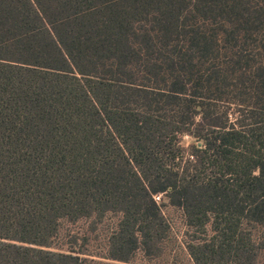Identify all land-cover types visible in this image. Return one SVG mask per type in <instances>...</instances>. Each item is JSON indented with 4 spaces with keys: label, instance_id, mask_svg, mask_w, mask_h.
Masks as SVG:
<instances>
[{
    "label": "trees",
    "instance_id": "1",
    "mask_svg": "<svg viewBox=\"0 0 264 264\" xmlns=\"http://www.w3.org/2000/svg\"><path fill=\"white\" fill-rule=\"evenodd\" d=\"M166 205L264 264V0H0V264H87L60 221L110 213L102 259L161 258Z\"/></svg>",
    "mask_w": 264,
    "mask_h": 264
},
{
    "label": "rangeland",
    "instance_id": "2",
    "mask_svg": "<svg viewBox=\"0 0 264 264\" xmlns=\"http://www.w3.org/2000/svg\"><path fill=\"white\" fill-rule=\"evenodd\" d=\"M222 107L229 109L228 106ZM184 141L186 145H189L193 140L186 136ZM163 211L171 228L166 254L158 259H149L142 251H138L130 264H194L187 247L191 243L206 239L207 236L199 234L187 225L181 209L166 205L163 207ZM119 218V214L110 213L102 221L82 219L72 223L61 220L59 235L53 241L52 247L59 251H65L69 246H72L77 251L87 253L92 259L87 264H121L101 258L106 253L107 238L114 231Z\"/></svg>",
    "mask_w": 264,
    "mask_h": 264
},
{
    "label": "built area",
    "instance_id": "3",
    "mask_svg": "<svg viewBox=\"0 0 264 264\" xmlns=\"http://www.w3.org/2000/svg\"><path fill=\"white\" fill-rule=\"evenodd\" d=\"M154 198L157 202H159L161 200V195L155 196Z\"/></svg>",
    "mask_w": 264,
    "mask_h": 264
}]
</instances>
